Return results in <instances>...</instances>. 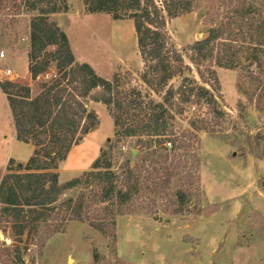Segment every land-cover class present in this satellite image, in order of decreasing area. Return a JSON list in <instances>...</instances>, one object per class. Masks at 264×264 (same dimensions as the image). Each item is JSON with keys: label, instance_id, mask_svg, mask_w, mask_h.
Returning a JSON list of instances; mask_svg holds the SVG:
<instances>
[{"label": "trees", "instance_id": "obj_1", "mask_svg": "<svg viewBox=\"0 0 264 264\" xmlns=\"http://www.w3.org/2000/svg\"><path fill=\"white\" fill-rule=\"evenodd\" d=\"M84 3L91 14L134 22L144 63L140 85H132L130 74L105 79L91 65L76 61L55 20L68 13L69 0H0L7 26L29 18L34 84L0 83L18 141L33 147L17 172H0V231L20 244L13 264H24L29 245L64 233L71 222L87 223L116 240L120 216L155 215L159 206L170 216L188 207L198 212L193 199L201 184L199 134L230 137L229 114L215 95L220 87L216 68L240 70L239 91L264 114V0ZM202 7L210 28L182 53L172 43L167 21ZM90 102L106 106L115 139L89 171L61 184L59 164L100 124ZM126 140H132L130 147L120 145ZM233 143L244 150L240 137Z\"/></svg>", "mask_w": 264, "mask_h": 264}, {"label": "rangeland", "instance_id": "obj_2", "mask_svg": "<svg viewBox=\"0 0 264 264\" xmlns=\"http://www.w3.org/2000/svg\"><path fill=\"white\" fill-rule=\"evenodd\" d=\"M55 20L66 33L78 63L91 65L105 79L130 74L133 86L141 84L144 63L132 20L91 14L84 0H69L68 13L55 16ZM209 21L204 7L168 19L167 30L178 51L185 53L190 45L205 38ZM8 24L0 15V55L4 54L0 68H11L21 76L20 83L33 87L29 18L15 26ZM216 72L220 87L215 95L229 114L230 137L199 134L201 184L193 199L199 211L188 207L182 215L170 216V210L159 206L155 215L138 212L120 216L116 240L87 223L71 222L64 233L29 245L31 251L24 254V264H264V114L239 91L240 70L216 68ZM241 104L245 105L244 115H240ZM90 108L98 114L100 124L59 164L61 184L89 171L102 149L115 139L106 106L90 102ZM235 136L243 141L244 150L234 145ZM132 143L126 140L120 145L130 147ZM32 154L31 145L18 141L7 100L0 90V172L6 174L7 168L17 172L19 163H27ZM11 159L14 163L9 167ZM218 212L228 214H221L206 227L204 218ZM227 222L239 230L232 247L226 246V230H220ZM209 226L212 229L204 233ZM7 237L9 234L0 231V264H13L14 248L20 245ZM95 251L99 254L97 261Z\"/></svg>", "mask_w": 264, "mask_h": 264}, {"label": "crops", "instance_id": "obj_3", "mask_svg": "<svg viewBox=\"0 0 264 264\" xmlns=\"http://www.w3.org/2000/svg\"><path fill=\"white\" fill-rule=\"evenodd\" d=\"M1 90V89H0ZM2 92V91H1ZM4 95V94H3ZM5 96V98H6V100H7V97H6V95H4ZM7 103H8V100H7ZM8 108H9V114L10 115H12V113H11V110H10V107H9V104H8ZM209 203L211 204L212 203V201H209ZM221 214H228V212L227 213H220V212H218V213H215L214 215H212V216H210L209 218H204V217H200V218H204V220H205V226L207 227L208 226V224H210V222H215V220H216V218L217 217H219ZM231 216V215H230ZM121 218H124V217H121ZM120 218V219H121ZM119 219V220H120ZM229 221V220H228ZM230 222V221H229ZM229 222H227L226 224H224V226H221L220 227V230L223 232V231H225L226 230V232L228 233V238H226V246L227 247H229V246H233L236 242H237V240H238V227H234L233 226V224H228ZM202 224V223H201ZM217 225V224H216ZM223 225V224H222ZM210 227V226H209ZM205 228V227H204ZM208 229L210 230V229H212V227H210V228H206L205 230H204V233L205 232H207L208 231ZM206 235H208V233H206ZM229 242V243H228ZM181 264H192V261H188V262H182Z\"/></svg>", "mask_w": 264, "mask_h": 264}, {"label": "built area", "instance_id": "obj_4", "mask_svg": "<svg viewBox=\"0 0 264 264\" xmlns=\"http://www.w3.org/2000/svg\"><path fill=\"white\" fill-rule=\"evenodd\" d=\"M0 58H4V54L0 55ZM21 78L20 75H18L14 70L11 68H0V83L5 82H18V80ZM7 244L10 243V241L6 240Z\"/></svg>", "mask_w": 264, "mask_h": 264}, {"label": "water", "instance_id": "obj_5", "mask_svg": "<svg viewBox=\"0 0 264 264\" xmlns=\"http://www.w3.org/2000/svg\"><path fill=\"white\" fill-rule=\"evenodd\" d=\"M1 238H4V236H1Z\"/></svg>", "mask_w": 264, "mask_h": 264}]
</instances>
